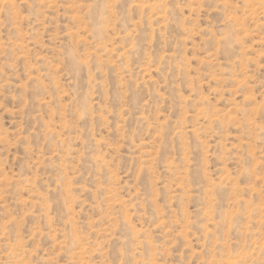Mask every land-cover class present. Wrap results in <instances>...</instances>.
I'll use <instances>...</instances> for the list:
<instances>
[{
	"label": "rangeland",
	"instance_id": "rangeland-1",
	"mask_svg": "<svg viewBox=\"0 0 264 264\" xmlns=\"http://www.w3.org/2000/svg\"><path fill=\"white\" fill-rule=\"evenodd\" d=\"M0 264H264V0H0Z\"/></svg>",
	"mask_w": 264,
	"mask_h": 264
}]
</instances>
